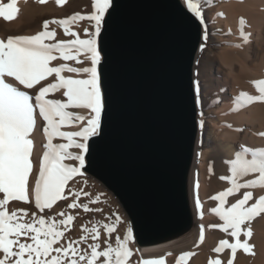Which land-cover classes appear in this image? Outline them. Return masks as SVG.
<instances>
[{
  "label": "snow or ice",
  "instance_id": "obj_1",
  "mask_svg": "<svg viewBox=\"0 0 264 264\" xmlns=\"http://www.w3.org/2000/svg\"><path fill=\"white\" fill-rule=\"evenodd\" d=\"M39 2L44 3L45 0ZM63 2L57 0V4ZM16 3L17 0L0 3V18L13 20L18 14ZM111 7L112 0H92V11L87 16L75 13L64 19L45 20L43 30L33 35L0 38V264H129L133 255L129 248L133 240L131 225L122 238L117 234L114 244L111 240L116 232L115 225L121 223L119 215L114 214V222L101 225L108 239L103 240L106 246L100 250L101 231L96 223L91 228L82 225L85 234L78 239H69L65 233L70 230L75 217L64 210L55 215L45 213V210L51 212L57 201H68L66 186L75 176L82 174L89 140L102 131L106 101L99 70L102 50L98 46V38L105 14ZM188 8L203 23L200 6L189 2ZM84 19L90 22L92 30L85 28L86 38H81L71 25ZM50 23L62 27L64 35L72 39L56 40L55 29L49 30ZM241 36L247 43L248 35L241 32ZM203 38L207 40L206 33ZM57 60L74 61L79 65L87 63V66L51 64ZM252 83L257 85L259 94L241 92L234 98V103L239 101L241 106H247L264 102V79ZM195 91L199 93L198 82ZM49 93H59L61 98H48ZM196 102L200 103L198 96ZM74 109L81 111H72ZM37 115L44 122L43 133L47 141L43 145L38 167L33 159L34 141L30 138L36 127ZM203 123L201 120V127ZM64 128L76 130H62ZM259 135L264 136V132ZM55 138L65 142L54 143ZM66 161L76 163L73 165ZM228 163L231 175L221 179H227L231 187L211 197L217 201L211 212L219 217L222 224L210 227H219L232 238L231 243L228 239L220 240L213 251L220 253L225 248L230 249L232 258L227 264H233L238 249L253 254V245L249 243L253 236L251 223L264 215V194L257 198L247 190L264 188V148L241 145L235 158ZM250 173H258L257 178L240 182ZM241 190H244L241 198L230 203L228 197ZM69 192L73 199L66 203L67 209L82 208L85 213L102 211L89 206L98 203L99 198L93 200L89 197L88 203H83L80 202L81 191L71 192L69 187ZM10 201L29 206L34 203L38 211L10 208ZM196 207H201L199 200ZM242 234L245 237L243 241ZM89 239L92 243H88ZM82 244H86L87 248L81 247ZM192 255L194 253H183L176 264H181ZM142 264H165V261L145 259ZM208 264H222V261L210 258Z\"/></svg>",
  "mask_w": 264,
  "mask_h": 264
},
{
  "label": "water",
  "instance_id": "obj_2",
  "mask_svg": "<svg viewBox=\"0 0 264 264\" xmlns=\"http://www.w3.org/2000/svg\"><path fill=\"white\" fill-rule=\"evenodd\" d=\"M203 31L181 0H112L102 24L106 107L82 171L117 201L139 248L174 242L195 228L194 67Z\"/></svg>",
  "mask_w": 264,
  "mask_h": 264
},
{
  "label": "bare ground",
  "instance_id": "obj_3",
  "mask_svg": "<svg viewBox=\"0 0 264 264\" xmlns=\"http://www.w3.org/2000/svg\"><path fill=\"white\" fill-rule=\"evenodd\" d=\"M30 1L31 0H17L16 7L18 8V14L13 20L4 21L2 18H0V38H6L8 35H33L36 32L43 30V25H41L40 21H38L36 18L37 15L39 14L49 15L48 18H51L52 20L55 18L64 19L63 17L64 14H60V13L62 11V7L66 4L65 1L62 4H57L58 7H54L53 5V2L57 3V0H45L44 3H40L39 0L38 1L36 0L34 6H33L34 2L32 4V1L31 2ZM181 1L188 10H189L188 8L189 2L198 5L201 4L200 0H181ZM218 1H223V3L220 4L213 11L210 10L211 18L213 20L212 22H214L213 28L216 31L222 33V36L218 39V42H220L225 47L223 48L222 52L220 51L221 52L220 55H216V56L214 55L213 57L208 58L210 65H209V70L205 73V76L211 78L212 77L211 72L214 69H217V71L219 69L223 70L224 72L223 71L222 72L225 75L224 78L222 79V85H223V89L225 90V93L223 92L224 95L219 100L220 105H219V109L217 110L218 113L217 122L216 123L212 122L211 125L213 128L219 130L218 141L225 148V153H226L225 156L227 157V169L225 175L226 178L231 175L229 171L230 165L228 161L235 158V153L238 150H240L241 145L250 148H264V136L259 135V133L264 132V102H254L248 104L247 106H241V103L239 101H236L234 103V98L238 97L239 93L241 92H246L249 95H258L259 93L257 91V85L253 84L252 82L264 79V0H218ZM8 2L9 0H0V3H8ZM189 11L192 12L191 10ZM51 13H57L59 15L56 14L52 15ZM221 13L222 15H220ZM241 20H243V23H241ZM81 27L82 24L73 23L71 25V29L73 31H77ZM52 29H55L56 31V37H55L56 40H58L60 36L64 35L63 29L59 25L50 23L49 30ZM241 32L248 35L247 43L244 42V39L241 36ZM203 37H204V31H203ZM200 51L198 52V55ZM81 58L83 59V57ZM59 63H68L69 65L70 63L72 64V62L70 61H63V60H57L51 62L52 65H58ZM213 72H216V70ZM65 75H74V74L65 73ZM218 78L220 77L218 76ZM215 80H217V78H215ZM9 82L15 83L14 81L11 80H9ZM28 91L29 94H32L31 90ZM57 95L60 94L49 93L48 98H54ZM234 108L238 110H233ZM200 121L201 120L199 118L198 119L199 136H200V128H201ZM43 126H44V122L37 115L36 127L30 137L34 141L33 159L34 161H36L37 167H38L39 158L42 157L44 151L43 145L47 142L43 133ZM71 130H76V129L71 128ZM53 142L58 143V138H55ZM198 142H199V137H198ZM197 148H198V144H197ZM197 152H196V156H197ZM202 166H203L202 164L196 163L195 161V165L191 175V198L194 207V212L196 215V224L194 230L192 231V233H190L188 236L184 238H181L179 240H176L168 244H163L158 246H148L145 248H139L132 240L131 242H133L134 244L133 247L136 252V257L138 259H141V261L145 259H164L165 264H176L177 260L183 253L185 252L192 253L195 249L202 248L204 244L207 242L209 238L208 222L211 216L208 215L206 211V203L204 202L205 176L203 175ZM196 169L198 171V174H195ZM86 176L90 177L88 175ZM257 176L258 173H250L247 176L242 177L240 182H244L245 180H254L257 178ZM90 178L93 179L99 187L104 189V187L98 181H96L92 177ZM78 181H80V177L77 176L73 180V185L76 184L75 182ZM229 187H231V184L227 179H225L224 190H226ZM247 190L252 191L254 197L257 198L259 195L264 194V188L257 187V188H250ZM243 191L244 190H241L240 193H234L232 196H229V198L235 201L236 199L241 198ZM0 197H2V194H0ZM197 200L200 201L201 204L200 209H197L196 207ZM66 203L67 202L65 201H57V203L53 205V210L51 212L45 210V213L49 215H55L56 212H59L61 210L70 213L69 211H71V209L69 210L66 208ZM9 207L29 208L32 211H38L34 208V203L33 205L29 206L24 204L23 202L10 201ZM199 212H202L203 215L200 216ZM71 213H73V211ZM74 213L78 214L77 216L79 220V218L81 217V212L75 211ZM41 215H44V213H41ZM56 218L59 219L60 217H56ZM128 226L129 225L125 226V231ZM201 228H203V239H201ZM251 228L253 230V236L251 237V239L254 242L253 243L254 251L252 254L253 256L250 257V261L246 262L240 259L235 264H264V215L257 217L251 223ZM76 232L78 231L76 230ZM65 236L69 238V232H66ZM202 263L203 262H201V257L194 259L193 255L181 262V264H202Z\"/></svg>",
  "mask_w": 264,
  "mask_h": 264
},
{
  "label": "rangeland",
  "instance_id": "obj_4",
  "mask_svg": "<svg viewBox=\"0 0 264 264\" xmlns=\"http://www.w3.org/2000/svg\"><path fill=\"white\" fill-rule=\"evenodd\" d=\"M31 1H32V4L34 2L33 4L34 6L36 0L34 1L31 0ZM64 1L66 2V4L62 7V11L60 13V14H64L63 15L64 18L71 16L75 13H80L81 15L87 16L92 11V0H64ZM200 2L201 4L199 6H200L202 18H203L202 24L204 28V34L205 33L207 34V40L203 38V42H202L203 49H201L198 55V58L195 62V67H194L195 88H196V82H198L199 84V93L198 94L196 93V98L198 96L200 100V103L197 104L198 119L200 118V120H203L204 122L203 127L200 126L201 128H200V136H199V142H198V148H197L198 152L196 156V163L203 165L202 171H203V175L205 176L204 178L205 179L204 202L206 203V211L208 215L211 216V218L208 222L209 238L207 242L204 244L202 248H197L192 253H194L193 255L194 259L201 257V262H203L202 264H208V260L210 258L211 259H217V258L221 259L222 264H227L228 260L232 258L231 250L225 248L220 253H216L213 251V249L219 246V241L222 239H228L230 243L233 242V240L226 233L222 232L219 227H210L212 225L222 224V221L219 220V217L211 212V209L216 207L217 205V201L212 200L211 197L213 195L218 194L220 191H224L225 179H221V177H225L226 175L227 157L225 156L226 155L225 148L218 141L219 130L216 128H213L211 123L217 122V116H218L217 110L219 109V105H220L219 100L222 98V96L225 93V90L223 89V85H222V79L224 78L225 75L223 73L224 72L223 70L219 69L221 72L220 73L219 70L217 71V69H214L211 72L212 73L211 78L205 76V73L209 70V65H210L208 58L213 57L214 55L215 56L220 55L223 48L225 47L220 42H218V39L222 36V33H220L219 31H216L213 28L214 22H212L213 20L211 18V11L216 9L220 4L223 3V1L200 0ZM53 5L54 7H58L56 2H53ZM51 14L59 15L57 13H51ZM48 17L49 15L39 14L37 15L36 18L38 21H40L41 25H43V22L45 20H50V21L52 20L51 18H48ZM74 24H82V27L77 30L81 38H86L85 33H84L85 28H88L89 31L92 30L91 24L87 19L80 20ZM68 39H72V37L63 35V36H60L58 40H68ZM70 62H72V64L70 63V65L76 66V67L87 66V63L85 65H79V64H76L74 61H70ZM215 70L216 72H213ZM218 76L221 79L218 78ZM215 78H217V80H215ZM54 98H61V97L60 95H57ZM72 111H81V110L74 109ZM64 129L71 130V128H64ZM61 142H65V141H61L58 138V143H61ZM72 151H76V150L72 149ZM66 163H71L75 165L76 162L66 161ZM195 174H198L197 169H196ZM77 176L80 177V181L75 182L76 184L73 185V180ZM77 176H75L71 181H69V186H66L65 194L68 195L67 203H70L73 199L72 195L69 192V187H70L71 192L81 191L80 202L88 203L89 197H91V199L93 200H96L97 198H99L98 203L91 204L89 206L98 207L102 209V211L85 213L83 209L81 208V209H71V211H69L70 213L67 212L68 214H72V215L75 214L73 215L75 219L72 222V224L69 226L70 230H72V231L70 230L68 231L69 239L71 238L78 239L79 236L85 234L82 231V228H80L82 225L87 228H91L92 224L96 223L97 227L100 228V231H101V238H100L101 249L100 250H103V248L106 246L103 244V240L108 239V237L104 233L101 225H103L104 223L114 222L115 215H119L121 217V223L115 225L116 232H114L111 236V240L114 244L115 237L117 234L120 235L121 238L123 237L124 232H125V226L129 225L128 219L123 213L118 203L116 202V200L111 196V194L108 191L99 187L93 179H91L90 177H87L83 172L81 175H77ZM94 182L96 185L94 184ZM83 193H87L88 195H84ZM228 201L230 203L235 202L231 200V198L229 197H228ZM72 211L73 213H71ZM75 211L81 212V217H82V218L80 217L81 219L79 218L78 220V216H77L78 214L74 213ZM199 215L202 216L203 215L202 212H199ZM75 227L78 232H76ZM73 235H74V238H73ZM244 239L245 237L242 234L241 240L243 241ZM88 243H92V241L89 239ZM249 243L254 246L253 244L254 242L252 241L251 238L249 239ZM133 246H134L133 242H130L129 248L130 249L132 248L131 250L133 252V255L129 258V264H142L141 259H138L136 257V252ZM81 247L87 248V245L82 244ZM252 251H254V247ZM252 256H253L252 254H246L244 253L242 249H238L235 257L233 258V264H235L240 259L246 262L250 261V257ZM1 257H2V254H0V258ZM100 259L102 260L103 258H100Z\"/></svg>",
  "mask_w": 264,
  "mask_h": 264
}]
</instances>
